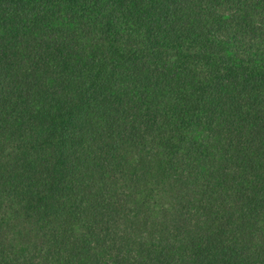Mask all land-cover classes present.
<instances>
[{"label": "trees", "instance_id": "trees-1", "mask_svg": "<svg viewBox=\"0 0 264 264\" xmlns=\"http://www.w3.org/2000/svg\"><path fill=\"white\" fill-rule=\"evenodd\" d=\"M0 264H264V0H0Z\"/></svg>", "mask_w": 264, "mask_h": 264}]
</instances>
